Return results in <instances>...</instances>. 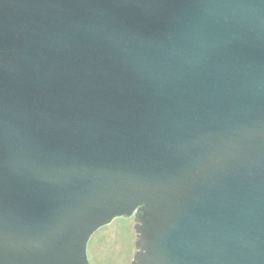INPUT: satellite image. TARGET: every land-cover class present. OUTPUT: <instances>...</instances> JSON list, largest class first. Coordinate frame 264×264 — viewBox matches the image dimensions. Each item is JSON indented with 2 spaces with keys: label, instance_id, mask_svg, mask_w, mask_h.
<instances>
[{
  "label": "water",
  "instance_id": "obj_1",
  "mask_svg": "<svg viewBox=\"0 0 264 264\" xmlns=\"http://www.w3.org/2000/svg\"><path fill=\"white\" fill-rule=\"evenodd\" d=\"M264 264V0H0V264Z\"/></svg>",
  "mask_w": 264,
  "mask_h": 264
},
{
  "label": "rangeland",
  "instance_id": "obj_2",
  "mask_svg": "<svg viewBox=\"0 0 264 264\" xmlns=\"http://www.w3.org/2000/svg\"><path fill=\"white\" fill-rule=\"evenodd\" d=\"M135 218L116 217L97 229L87 242L89 264H131L137 251Z\"/></svg>",
  "mask_w": 264,
  "mask_h": 264
}]
</instances>
